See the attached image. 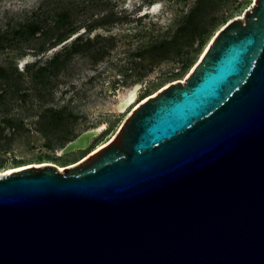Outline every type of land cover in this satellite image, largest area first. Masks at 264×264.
<instances>
[{"label": "water", "instance_id": "1", "mask_svg": "<svg viewBox=\"0 0 264 264\" xmlns=\"http://www.w3.org/2000/svg\"><path fill=\"white\" fill-rule=\"evenodd\" d=\"M244 16L78 165L0 175V264H264V0Z\"/></svg>", "mask_w": 264, "mask_h": 264}, {"label": "rangeland", "instance_id": "2", "mask_svg": "<svg viewBox=\"0 0 264 264\" xmlns=\"http://www.w3.org/2000/svg\"><path fill=\"white\" fill-rule=\"evenodd\" d=\"M197 1L0 0V174L86 159L137 105L185 80L218 29L253 3L221 0L215 12L190 18ZM198 22H207L201 35ZM35 23L48 24V38L28 36ZM68 52L66 64L49 72V62ZM94 132L86 148L64 152Z\"/></svg>", "mask_w": 264, "mask_h": 264}, {"label": "trees", "instance_id": "3", "mask_svg": "<svg viewBox=\"0 0 264 264\" xmlns=\"http://www.w3.org/2000/svg\"><path fill=\"white\" fill-rule=\"evenodd\" d=\"M220 1L221 0H198L197 1V4L195 5V7L193 8V10H192V12L190 14V18H192L194 16L196 17V15L198 14V12L200 10H202V9L205 10L206 12H207V9H210L208 12H211V11L212 12H215L217 10V8L219 7V2ZM46 22L48 23V21H46ZM47 23H46V25H48ZM189 24H190V22H189ZM46 25H43V23L42 24H40V23L32 24V28L30 29V32L28 33V36L34 37L35 35H37L38 32H41L42 35H44V36L47 37L48 34H49V30H48L49 28L44 27ZM198 25L199 26L196 28V31H197L196 34L197 35H201L206 30V28H207V22L205 24H201L200 22H198ZM185 26L181 27L179 29V32H184L186 30V27ZM22 32H24V31H21V34H22ZM67 39H68V37L67 38H64V39H60L56 43V45L64 42ZM74 45H75V47L72 48L73 51L77 48L76 47V43ZM62 56H61V54H58L52 61L49 62V72H52L53 69H55L56 71H58L59 69H61L66 64L64 62L65 59H69L70 58L69 52L64 55V60H61V57ZM43 69H45V67H43L42 70ZM47 69H48V67H47ZM0 71H3L4 72L3 67H0ZM1 97L2 96H0V100H1Z\"/></svg>", "mask_w": 264, "mask_h": 264}, {"label": "bare ground", "instance_id": "4", "mask_svg": "<svg viewBox=\"0 0 264 264\" xmlns=\"http://www.w3.org/2000/svg\"><path fill=\"white\" fill-rule=\"evenodd\" d=\"M256 1H257V0H253L252 6L255 5ZM252 6H251V7H252ZM244 15H245V12L241 13L239 16H237V18H242V19H244V17H245ZM230 21H231V20H230ZM230 21H229V22H230ZM226 24H227V22H226L223 26H221V27L218 29V31L214 34V36L208 41L207 45L204 47L203 51L201 52V55H200V61H201V59L204 57V55L206 54V52L208 51L210 45L213 43V41H214L216 35H217V34H218V33H219V32H220V31L226 26ZM200 61H199V62H200ZM193 69H194V68H193ZM193 69L189 72V74L187 75V77L191 74V72L193 71ZM187 77L185 78V80L176 81V82H174V83H177V82H182V83H184V82L186 81ZM171 84H172V83H171ZM169 85H170V84H169ZM169 85H167L166 87H168ZM166 87H164L163 89H165ZM163 89H162V90H163ZM155 95H157V94H155ZM155 95H153V96H155ZM153 96H151V97H153ZM134 97H135V94L132 93V94L129 96V98L126 99V101L123 103L122 108H125V107L127 106V104H129V103L134 99ZM148 98H149V97H148ZM148 98H146L143 102H145ZM143 102H141L139 105H141ZM139 105H137V106L134 108V110L132 111V113L135 111V109H136L137 107H139ZM132 113H131V114H132ZM131 114H130V115H131ZM130 115L127 117V119L130 117ZM127 119H126V120H127ZM126 120H125V121H126ZM125 121H124V122H125ZM124 122H123L122 125L119 127L117 133H116V134H115L110 140H108L107 142H105L104 144H102V145H100L98 148H96V149L93 151V153H94L95 151L101 149L102 147H104V146L107 145L108 143H110V142L115 138V136L119 133V131L121 130L122 126L124 125ZM94 134H96V133H95V132H94V133H90L88 136H85L84 139H83V141H82V143L85 144V145L88 144V143H90L91 137H92ZM79 163H80V162H79ZM79 163H77V164L73 163V164H70V165H68V166H60V167H58V168H59L60 171H64V169H67L68 167H72V166L78 165ZM45 165H54V164L51 163V162H45V163H40V164H32V165L21 166V167H17V168H10L9 170H7L6 172H4V173H2V174H0V175L13 173V172H15V171H19V170L26 169V168H29V167H41V166H45Z\"/></svg>", "mask_w": 264, "mask_h": 264}]
</instances>
